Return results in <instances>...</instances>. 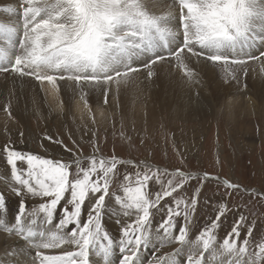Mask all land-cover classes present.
Segmentation results:
<instances>
[{
	"label": "snow or ice",
	"instance_id": "6c2138e0",
	"mask_svg": "<svg viewBox=\"0 0 264 264\" xmlns=\"http://www.w3.org/2000/svg\"><path fill=\"white\" fill-rule=\"evenodd\" d=\"M20 5L22 25L0 22V72L31 76L41 83L54 85L57 80H68L90 87L121 83L139 70L134 66L137 58H141L149 78L155 74L156 65L166 60L171 63V59L189 78L193 72L184 63L186 58L195 57L203 67L223 66L226 80L237 78L231 65H245L247 59L264 63V0H173L170 10L163 14L153 10L154 0H20ZM177 6L178 13H174L171 9ZM252 47L261 49L259 55L240 54ZM45 139L52 140L48 136ZM0 151L10 169L11 181L6 186L21 198L12 213L7 197L0 191V228L36 249L32 264H100V259L103 264H111L116 248L120 254L118 264H143L140 252L154 242L160 247L173 242L181 247L174 253L154 257L151 264H210L209 256L217 258L216 264H264V241L256 245L255 251H249L252 226L240 240L245 219L242 215L222 242H217V229L228 211L225 205L218 208L215 218L199 231L194 242L187 239L200 189L190 200H185L180 191L191 180L201 183L218 180L217 177L133 165L137 168L134 183L126 175L124 179L129 183L123 186V195L113 194L124 217L135 214L131 222L117 219L121 224L117 243L103 227V217L109 208L106 197L110 174L123 161L113 156L98 162L92 156L88 166L81 167L80 157L70 161L46 158L17 150L11 144ZM18 162L27 167L18 168ZM149 181L154 183L150 185ZM223 183L231 194L241 190L238 184ZM29 197L43 202L28 211ZM167 197L172 200L165 203L175 206H168L167 218L152 233L150 217L155 213L150 209L160 211L165 206L161 201ZM57 215L58 220L54 219ZM180 216L183 226L176 219ZM45 225L54 226L57 232ZM65 244L73 250L59 255L41 251ZM186 247L188 255L181 262L177 258Z\"/></svg>",
	"mask_w": 264,
	"mask_h": 264
},
{
	"label": "rangeland",
	"instance_id": "374dc122",
	"mask_svg": "<svg viewBox=\"0 0 264 264\" xmlns=\"http://www.w3.org/2000/svg\"><path fill=\"white\" fill-rule=\"evenodd\" d=\"M16 3L19 5L11 6L9 9L17 12L19 17L22 16L20 0ZM6 7L3 8L8 9ZM10 20V25L16 26L15 18L12 17ZM17 21H21V18H17ZM250 50H257L258 55L261 51L260 48L252 47L245 48L240 54L245 55L246 51ZM138 59L141 58H137L134 66L138 67L137 72L141 71L140 74L144 75L141 80L128 78L120 84L117 83L116 86H112L113 83L105 85L114 95L107 98L103 92H98L96 100L84 102L88 110L84 109L82 113L75 112L72 108L65 110L62 102L58 107H54L53 103L48 104L45 101L44 106L40 107L38 102L26 96L30 91L29 88H21L16 84L15 79L18 75L0 72V149L11 144L17 150L46 158L70 161L80 157L81 167H87L92 156H96L98 162L101 158L110 160L115 156L123 163L117 164L116 169L110 174L109 197H106L109 206L116 205L113 194L123 195L122 188L129 183L124 179L126 175H130L134 183L137 168L133 165L143 169L144 164H147L153 169L160 168L162 171L180 170L197 177H203L205 174L209 177H217L218 180L201 183L191 180L180 191V195L185 200H190L195 190L200 189L197 210L193 216H190L193 222L188 225L187 239L194 242L199 231L215 218L218 208L225 205L228 211L225 217H222L220 228L217 229V242H222L225 234L242 215L245 219L240 228V240L245 237L248 227L252 226L249 251H255L256 245L264 241V72L259 73L253 66L250 69L251 73L246 74L245 68L251 66L250 62L256 61L247 59L245 65H231L230 68L237 78L226 80L223 66L209 65L210 67L206 68L210 70L207 71V82L217 84V88L208 85L201 91L195 87L196 89H193L198 93L191 88L189 91H179L182 93L180 95L179 92H170L168 86L159 80L152 77L149 79L146 72L143 74L145 68ZM187 60L194 63L192 58ZM240 66H243L242 70L238 69ZM179 74L185 76L180 69ZM198 81H202L201 78ZM40 83L38 81V84ZM124 83L126 87L117 97L116 87L119 89V85ZM57 88L58 98L55 101L62 100L61 89ZM228 90L231 92V97L235 95L233 98L245 96L247 102H244V106L252 103L254 109L248 113L243 106L236 109L229 107L228 103L232 102V98L226 97ZM41 91L43 94L42 89ZM251 93L253 95H250ZM119 99L123 104L120 109H118ZM129 106L141 110L134 116L122 115L120 110ZM95 107H101L103 114H96ZM113 107L117 108V111H114ZM151 109L153 111H150ZM46 136L51 137L52 140L45 139ZM56 140L61 143H53ZM66 148L69 150L66 151ZM0 163V167L9 169L2 151H0ZM17 167L25 169L27 166L23 162H18ZM71 171L75 172L74 164ZM166 180L167 178L165 183ZM224 181L240 185L241 190L231 194V190L224 187ZM153 183L154 181H149L150 185ZM175 195L177 194L173 193V196ZM154 196L153 193L152 198ZM29 198L33 199V203L31 205L27 203L28 211L38 208L39 203L43 202L41 198ZM171 200L172 197L162 200L161 205L165 206L160 211L150 209L155 213L150 217L152 233H155L159 224L167 218L168 206H175L165 203ZM18 202L8 201L12 213L16 212ZM68 207L71 208L70 205ZM86 208L85 206L84 220L87 219ZM182 209L183 205H181ZM133 215L134 219L135 214ZM176 219L179 221V226L184 225L182 216ZM173 232L177 234L175 229ZM112 238L118 243V236ZM175 245L176 248L181 247L176 243ZM146 249L140 252L141 260L145 257L149 261L162 254V248L158 243ZM114 251H118V248ZM95 259L100 258L95 257ZM100 260L102 264L103 261Z\"/></svg>",
	"mask_w": 264,
	"mask_h": 264
},
{
	"label": "bare ground",
	"instance_id": "6f19581e",
	"mask_svg": "<svg viewBox=\"0 0 264 264\" xmlns=\"http://www.w3.org/2000/svg\"><path fill=\"white\" fill-rule=\"evenodd\" d=\"M16 1L17 0H0V22L10 25V23H11L10 19L12 17H14L15 18L14 22H17L16 26H18L17 25L18 23L22 25V16L18 17L17 12L9 13V12L5 11L6 10L5 8H3L4 6L5 7L7 6L9 9V7H11V6L13 7L14 5H19L16 3ZM172 3H173V0H154L155 6H154L153 10L157 14L166 13L170 10L169 5H171ZM177 8H178V6L175 8H172L171 10L174 13L175 12L177 13ZM17 18H21V21H17ZM11 26H13V25H11ZM246 53H249V54L255 53L256 55H258L257 50L246 51ZM191 58L194 60V63H193V61H192V63L189 62V60H187V59L184 60V63L187 64L189 69L192 70V72H193V75L191 78L185 77V76H180L181 74H179V68L177 66V62L175 59H171V63H169L166 60V61L161 62L160 64L156 65L155 69H154L155 74L152 76V78L157 79L161 83H163L165 86H168V89L171 90L170 92L189 91L191 88H192V90H195L196 89L195 87H197V89L199 88L202 91L205 87H208V85H210V86L212 85V87L217 88V84H209V82H207V79H206V75L208 74L207 71L208 72L210 71V70H207L206 68H208L210 66L203 67V64L201 61H197V59L195 57H191ZM138 60L141 61V59H138ZM250 63H251V66L245 68V70H247L246 74H247V72L251 73L250 69L253 66L255 67L254 68L255 70L257 69V71H259V73L264 72V63H262L261 60H256V61L250 62ZM140 64L143 65L141 62H140ZM141 65H137V66H141ZM242 67L243 66H240L238 69H241ZM210 69H212V67ZM147 71L148 70L145 68L142 72L144 74V72L147 73ZM214 71L215 70L213 68V72ZM140 72L132 74V76L129 77V79H131V80H139L140 79L141 80L144 75H142V73L140 74ZM259 73H258V75L260 76ZM198 77H199V79L201 78L202 81H198L199 80ZM207 78L210 79L209 77H207ZM259 78H261V77H259ZM149 79H147V80H149ZM211 79H213V78H211ZM214 79H215V77H214ZM15 80H16V84L19 87H21V88L27 87L30 89V91L28 93H26V96L30 97L33 101L38 102V104H39L38 106H40V107L44 106L45 101H47L48 104L53 103L54 107L55 106L58 107V104H60L62 102L63 108L65 110H68V109L70 110V108H72L75 112H81L84 109H87L88 106H85L86 103H84V102L85 101L91 102L93 100H96V98H97L96 95H98L100 92H103L104 94H105V92H107V95H106L107 98L113 94V92H110V88L105 87V85L103 86L104 88L101 86L100 87H90L87 84H86L87 86L84 84V87H83L82 85L78 86V85H76V83L75 84L72 83L74 81H68V80H57L56 81L57 83L55 82L54 85L48 84L47 81H45L46 83L44 82L42 84L39 81L40 84H38V80L34 79L31 76H27V77L26 76H24V77L17 76ZM247 81H250V80L247 79ZM255 83H256V81H255ZM116 84L117 83H113L112 86L113 85L116 86ZM106 86H108V85H106ZM115 86H114V88H115ZM57 87H59V90L61 89L60 96H61L62 100L58 99V101H55L56 98H58V92H57L58 88ZM125 87H126L125 83L123 85H119L120 90L118 89V87H116L117 97H119V95L121 94V91L123 89H125ZM40 88L43 90V94H42V91ZM193 88H195V89H193ZM104 90H107V91H104ZM229 90L226 93V97L231 95V92H230L231 90L230 91ZM218 91H221V89H218ZM211 92L213 93V91H211ZM243 92H245V91H243ZM181 94L182 93H180V95ZM191 94H193V93H191ZM194 94L196 95V93H194ZM250 95H253V94L251 93ZM234 96L235 95H233L232 97L230 96V98H232L231 99L232 102L228 103L229 107H231V108L234 107L236 109L237 107L243 106L244 109H246L248 111V113L251 112L250 111L251 109H254L253 108L254 106L252 103L249 106H247L246 104L244 106V102L245 103L247 102V100H245L246 98L244 99L245 96L244 97L239 96V97L233 98ZM182 97H183V95H182ZM86 98H88V99H86ZM102 99H103V97H102ZM224 100H226V99H224ZM227 100H228V98H227ZM227 100H226V102H227ZM250 100L252 101V98ZM184 101H185V99H184ZM119 102H120V107L118 109H120L123 105L122 101L120 99H119ZM240 103H242V105ZM113 108H115V107H113ZM116 109L117 108H115L113 110L117 111ZM87 110L85 112H87ZM94 110H95L96 114H101L103 112V109L101 107H95ZM140 110H141V108L129 106V107H123V109L120 110V113L122 115H125V116H130V115L134 116V114ZM242 110H243V108H242ZM150 111H153V110L151 109ZM10 181H11L10 170L8 168H5V167L3 168L1 166L0 167V191H2L5 194V196L7 197V200L9 202H11V203H14V201L18 202L17 200H20L21 198L17 197L15 195V193L12 192L9 187L6 186V182H10ZM27 203H29V205H31V203H33V199L27 198L26 204ZM85 206L87 207L86 208V212H87L88 211V204L86 203ZM0 215H2V214H0ZM133 217H134V215H133ZM133 217H130V218L124 217L123 216V210L120 209L119 205L110 204L108 211H107V214H105L103 217V227L105 228V230L108 231V233L111 237L114 236L116 238V236H119V230L121 227V224L117 223V219L120 218L121 221L131 222ZM37 219H39V218H37ZM54 219L58 220L59 216L57 215L56 217H54ZM111 225L115 226V228H113ZM11 226H14V217H12V225ZM108 226L110 228H108ZM45 228H51L52 232H57V229L52 225H45ZM173 234L175 235L174 232H173ZM154 244H157V243L154 242ZM161 248H162V254L161 255H167V254L174 253V251L177 249L175 242H173L171 244H165ZM64 250H73V249H72L71 245H67V244L62 245L61 248H57V249H41V251L44 252L45 254H52V255L62 254V251H64ZM35 251H36V249L29 247V245L26 244L23 239L16 236L14 233L6 232L2 228H0V262H2V264H12V262L14 260H19L20 264H24V261H27V264H32V258L34 256ZM146 252L148 254V249H146ZM183 252L184 253L181 252L180 256L177 258L181 262L186 260V257L188 255L187 247L184 249ZM28 253H31V255H28ZM119 255L120 254L118 251H114V255L111 257V264H118ZM93 258L95 259V257H93ZM153 259L148 261L145 257H143L142 261H143V264H150V262H152ZM208 259L210 261V264H216L217 258L209 256ZM220 259H223V258H220Z\"/></svg>",
	"mask_w": 264,
	"mask_h": 264
}]
</instances>
